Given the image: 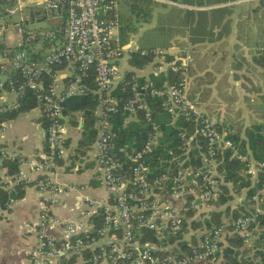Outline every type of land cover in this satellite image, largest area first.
Returning a JSON list of instances; mask_svg holds the SVG:
<instances>
[{
  "label": "built area",
  "instance_id": "2783aa9c",
  "mask_svg": "<svg viewBox=\"0 0 264 264\" xmlns=\"http://www.w3.org/2000/svg\"><path fill=\"white\" fill-rule=\"evenodd\" d=\"M260 3L264 7V0ZM118 13L119 0H0V160L16 155L15 148L5 137L3 113L17 109L22 102L34 100L35 105L29 109L44 121L42 138L46 148L28 159L30 170L42 174L35 178V185L46 193L35 224L41 231L58 225L63 236L59 243L49 235L39 237L29 253V264H48L52 257L85 246L93 249L82 264H190L218 250L225 227L238 233L245 243H251L256 237L251 225L259 210L258 193H264V155L260 161H255L250 154L232 147L226 131L187 96L189 48L177 49L168 61L158 57L163 55L161 49H151L152 61L158 64H148L152 67L150 73L156 75L168 69L178 74L177 82L156 85L148 75H143V80L134 81L129 96L119 103L120 99L112 90L122 77L118 74V60L127 48L118 40ZM89 73H92L91 91L96 98L97 112L91 158L111 199L110 205L101 206V223L95 228L97 236L88 234L93 224L85 217L49 216V207L59 202V193L64 191L61 184L48 176L56 165L55 159L64 158L68 150L62 102L70 95L83 93L87 88L84 79ZM147 97L159 99L170 123L176 117L191 121L192 132L186 136L185 132H180L184 144L182 153L187 151L194 135L200 136L204 149L197 168L190 171L182 165V159H177L171 174L163 170L148 181L144 156L152 151L160 134L152 125L154 131L128 155L131 161L128 173L120 170L121 165L112 154L115 132L108 116L119 108L128 113L140 109L149 120L151 109ZM225 147L231 148V156L253 168L255 182L260 173V185L250 195L254 210L229 219L226 224L202 229L199 242H188L187 250L177 249L178 256L171 252L157 254L151 243L135 240V229L142 227L153 229L159 235L162 231L176 232L186 209L217 197L220 173L216 169L215 155ZM22 160L19 159L18 165ZM10 176L15 181L24 178L25 173L18 168L17 173ZM169 178L172 182L167 186L168 194L182 199L181 210L178 205L159 201L160 192L153 190L156 185L162 188ZM5 188L11 187L5 184ZM14 200L9 197L7 206ZM83 201L95 208L91 200ZM3 209L0 207V211ZM23 225L27 227L26 222ZM116 228H120V236L108 233ZM100 237H105L103 242H97ZM254 264H264V261L256 259Z\"/></svg>",
  "mask_w": 264,
  "mask_h": 264
},
{
  "label": "crops",
  "instance_id": "0c3cea01",
  "mask_svg": "<svg viewBox=\"0 0 264 264\" xmlns=\"http://www.w3.org/2000/svg\"><path fill=\"white\" fill-rule=\"evenodd\" d=\"M154 1L156 11L153 9L151 11L156 12L155 23L139 22V28L145 26L148 28L154 24L167 28V20L170 17L171 34L168 38L170 43L165 44L167 54L171 56L177 49L183 48H189L191 52L186 77L187 96L196 102L202 112L229 133L243 136L245 127L250 124H264V7L260 0ZM124 11L125 6L122 0H119V13ZM124 45L129 50L118 60V74L123 76L124 71L128 69L133 70V76L150 73L152 67L148 65L135 68L127 63L129 51L139 45L135 39L129 37ZM19 112L27 114L19 118L17 116ZM19 112L13 117L5 118V137L10 146L15 148V154L24 159L18 165L25 173L23 179L33 180L38 173L30 170L28 159L38 156L43 151V130L35 111L27 109ZM94 113L97 116L96 110ZM76 119L78 126L66 121V134L69 139L67 154L48 174L49 179L61 184L64 189L59 193V202L49 207V216L58 218L77 216L89 220V216L97 207L110 205L111 199L108 188L100 178L99 169L91 158V148L80 159L69 156L72 154L71 148L75 146L80 136L79 114H76ZM29 130H35L36 133L33 137L26 138ZM243 153L249 154V151ZM5 171L6 168L0 164L1 180L12 187L16 179L14 181ZM247 173L249 183L253 184L255 182L253 168L247 167ZM245 190V188L233 190L229 184L228 192L231 197L224 204L217 206L207 201L199 202L192 211L194 215L196 212L197 218H203L215 207L222 208L225 204L236 206L245 200ZM45 194L32 182L24 187L21 197L7 206L8 209L0 211V264H29V253L39 237L49 235L55 240L63 238L60 226L44 228L41 231L35 224ZM157 198L159 201L178 205L181 210V198H174L164 190L158 193ZM84 199L91 200L95 208L87 206ZM228 220L227 217H222L223 224ZM24 222L27 223V227L23 225ZM201 231L202 228L189 230L183 234L182 239L186 244L193 243V239L196 244L199 242ZM227 233L225 227L223 239ZM104 238L100 237L97 242H103ZM152 245L159 250L180 249L175 242L165 241ZM250 245L244 242L248 254H252ZM72 253L73 263L82 264L85 258L79 250H70L61 255L68 257ZM216 261L217 259L208 260L209 264H216ZM48 264L65 263L57 256L50 258Z\"/></svg>",
  "mask_w": 264,
  "mask_h": 264
},
{
  "label": "trees",
  "instance_id": "16d2710c",
  "mask_svg": "<svg viewBox=\"0 0 264 264\" xmlns=\"http://www.w3.org/2000/svg\"><path fill=\"white\" fill-rule=\"evenodd\" d=\"M126 12L118 13V40L120 44L128 42V36L130 32L135 31V22L148 21L151 16V8L154 0H122ZM154 46H138L135 49L129 51L126 57L127 63L135 68H143L148 64H155L152 61L153 54L151 49ZM144 49V53L140 51ZM171 58L169 54H164V61H168ZM133 70H125L123 76L118 80L112 93L115 94L121 101H123L130 94L131 84L141 82L143 76H134ZM156 85H161L164 82H177L178 74L170 70L159 71L156 75L152 73L147 74ZM87 88L80 94H73L68 96L62 102L61 112L63 114L65 122H69L74 126H78L76 114L80 116L79 133L80 136L74 147L71 148L72 154L69 155L74 158H79L85 154L87 150L91 148V144L95 138V106L96 98L91 91L93 87L92 73L84 79ZM149 107L151 109V117L146 120L143 117V111L136 109L133 113H128L122 109H118L116 112L111 113L108 116L111 129L115 132V136L112 139L113 148L112 154L115 160L119 161L120 170L128 173L131 161L128 155L135 149L140 147L141 143L147 136L152 133L155 125L160 131L157 136L156 144L150 153L144 156V164L147 166L146 178L148 181H152L153 177L158 175L163 170H168L169 174L174 171L177 159H182V165L188 169L193 170L200 164L201 152L204 149V141L198 135H194L189 143V148L186 152L182 153L183 142L180 132H185L186 136L192 132L191 121H185L182 117H176L172 123L169 122L168 114L160 107L158 98H146ZM35 105L34 100H27L22 102L20 106L12 111L5 112L2 118L13 117L19 111H24ZM130 116L129 119L127 117ZM41 126L44 125V121L40 118ZM219 128L221 125L217 123ZM226 131V129H224ZM226 136L231 140L232 147H237L239 151H249L250 156L255 161H260L264 155V124L253 123L245 127L243 136H239L236 133H229L226 131ZM68 138H65V144L68 145ZM45 144L43 141V150H45ZM69 153V152H68ZM216 169L220 173V182H218L219 193L214 200H207V203H213L218 205L224 204L231 195L228 192V185L231 184L233 190H239L245 188V200L242 203L236 204V206H229L227 204L222 208L215 207L208 212L207 217L197 218L192 216V208H188L184 211V218L182 220L179 230L176 232L166 233L162 231L160 236L153 229L139 228L135 229V240L140 243L149 242L152 244H160L163 242H175L179 245L181 250H187L188 245L182 239L185 232L192 229H206L217 226L222 223V217L232 219L241 214L252 212L253 206L250 195L258 188L261 182L260 173H258V181L253 184L249 183L247 165L240 161L236 156H231V148H222L216 153ZM21 159L19 155L15 157H2L0 164L6 168V173L13 175L18 171V161ZM63 159V158H62ZM61 158L55 159L56 164L62 162ZM42 176L38 174L36 177ZM35 183L33 180L16 179L12 187L7 190L5 188V182L0 178V207L8 209L7 200L9 197L17 199L22 196L24 187L30 183ZM172 182L169 178L165 185L161 188L155 186L154 191L168 192V184ZM258 197L260 199L259 210L255 213L256 221L251 227L256 231V237L251 241L252 254H248V249L244 246L242 237L226 228L228 233L225 234L224 239L218 242L219 248L214 253L210 254L206 259L198 261L199 264H209L208 260L216 261V264H254L255 260L264 261V193L259 192ZM102 208L99 206L89 216V220L93 224V229L88 233L89 235H96L95 228L101 223ZM116 236H120V228L109 230L108 233H112ZM223 235V234H222ZM63 238L55 240L59 243ZM192 244H195L192 239ZM93 249V248H92ZM91 248L85 246L79 251L83 257L89 256ZM95 249V248H94ZM157 254H164L171 252L175 256H178L177 249L162 250L155 249ZM65 264H74V253L68 257L59 255ZM211 264V263H210Z\"/></svg>",
  "mask_w": 264,
  "mask_h": 264
},
{
  "label": "rangeland",
  "instance_id": "374dc122",
  "mask_svg": "<svg viewBox=\"0 0 264 264\" xmlns=\"http://www.w3.org/2000/svg\"><path fill=\"white\" fill-rule=\"evenodd\" d=\"M155 6H156V1L153 2L151 10L153 9V11H156V7ZM124 12H126V11H124ZM126 13H128V12H126ZM154 16H156V12H152L151 11L150 19L148 21H144V22L155 23L156 20L154 19ZM167 22H168V27L167 28L163 27L161 25H155V24L153 26H148V28H146L147 26H145L143 28H139V25H140L139 22H135L136 29H135V31L129 33L128 39H129V37L134 38L135 41L137 42V44H139L140 46H143V45L154 46L153 48H155V49H161L163 51L161 53L167 54L168 52L165 49V47H167V45H165V44H169L170 43V41L168 40V38L170 37V34H171V29H170V26H169L170 17L167 20ZM39 23H42V22H39ZM151 44H153V45H151ZM128 50L129 49L127 48L126 52ZM158 57L159 58L163 57V59H164V56L158 55ZM120 67L121 66H119V68ZM26 114H27L26 112H19L17 116L19 118H23V117H25ZM129 118H130V116L127 117V119H129ZM13 123L15 124V118L13 120ZM35 133H36L35 130H29L27 132L26 138L33 137V135ZM192 216L198 217L196 215V212H195V215H194V211H193Z\"/></svg>",
  "mask_w": 264,
  "mask_h": 264
}]
</instances>
